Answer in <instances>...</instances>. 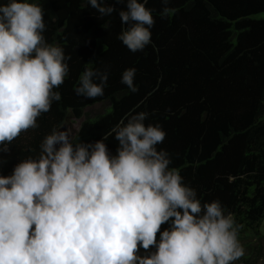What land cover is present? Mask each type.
<instances>
[{
  "label": "trees",
  "instance_id": "1",
  "mask_svg": "<svg viewBox=\"0 0 264 264\" xmlns=\"http://www.w3.org/2000/svg\"><path fill=\"white\" fill-rule=\"evenodd\" d=\"M263 220L264 0H0V264H210Z\"/></svg>",
  "mask_w": 264,
  "mask_h": 264
},
{
  "label": "rangeland",
  "instance_id": "2",
  "mask_svg": "<svg viewBox=\"0 0 264 264\" xmlns=\"http://www.w3.org/2000/svg\"><path fill=\"white\" fill-rule=\"evenodd\" d=\"M107 107L108 103L104 102L93 105L86 111L93 117L104 112ZM84 118L70 121L68 128L71 134L78 129ZM257 230H248L225 241L214 253L210 264H264V220Z\"/></svg>",
  "mask_w": 264,
  "mask_h": 264
},
{
  "label": "water",
  "instance_id": "3",
  "mask_svg": "<svg viewBox=\"0 0 264 264\" xmlns=\"http://www.w3.org/2000/svg\"><path fill=\"white\" fill-rule=\"evenodd\" d=\"M69 125L63 124L57 132L50 138L49 147L54 150L61 151L66 147V144L71 140L72 134L69 132ZM54 264V263H50Z\"/></svg>",
  "mask_w": 264,
  "mask_h": 264
}]
</instances>
